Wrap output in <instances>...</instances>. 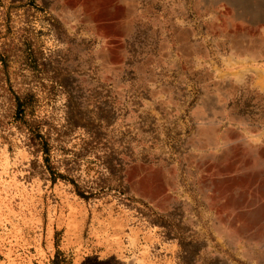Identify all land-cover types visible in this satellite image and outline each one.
I'll use <instances>...</instances> for the list:
<instances>
[{"label": "rangeland", "instance_id": "rangeland-1", "mask_svg": "<svg viewBox=\"0 0 264 264\" xmlns=\"http://www.w3.org/2000/svg\"><path fill=\"white\" fill-rule=\"evenodd\" d=\"M0 264H264V0H0Z\"/></svg>", "mask_w": 264, "mask_h": 264}, {"label": "trees", "instance_id": "trees-1", "mask_svg": "<svg viewBox=\"0 0 264 264\" xmlns=\"http://www.w3.org/2000/svg\"><path fill=\"white\" fill-rule=\"evenodd\" d=\"M16 101H17V103H18V106H21V102H20V100H19L18 98H16ZM22 113H23V112H22ZM42 148H43L44 151H45L44 153L47 154V150H46L47 147L43 144V145H42ZM48 159H49V158H47L46 161H48Z\"/></svg>", "mask_w": 264, "mask_h": 264}]
</instances>
